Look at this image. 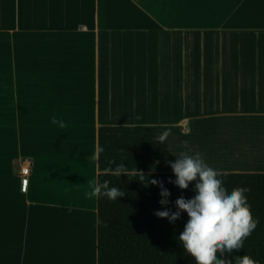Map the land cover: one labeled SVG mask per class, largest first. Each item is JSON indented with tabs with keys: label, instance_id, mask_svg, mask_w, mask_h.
Listing matches in <instances>:
<instances>
[{
	"label": "crops",
	"instance_id": "obj_1",
	"mask_svg": "<svg viewBox=\"0 0 264 264\" xmlns=\"http://www.w3.org/2000/svg\"><path fill=\"white\" fill-rule=\"evenodd\" d=\"M189 150L264 172V0H0V264H96L88 181Z\"/></svg>",
	"mask_w": 264,
	"mask_h": 264
},
{
	"label": "trees",
	"instance_id": "obj_2",
	"mask_svg": "<svg viewBox=\"0 0 264 264\" xmlns=\"http://www.w3.org/2000/svg\"><path fill=\"white\" fill-rule=\"evenodd\" d=\"M117 178L111 172H100L96 181L110 180V186L121 188L125 197L113 202L107 197L96 198V264H196L179 242L189 217L182 214L174 224L154 213L164 210L160 204V188L145 186L138 172H125ZM147 179L163 181L171 196L169 208L176 211L180 196L191 199L195 182L181 190L168 181L176 179L173 172H143ZM223 187L229 193L236 188L249 189L245 193L257 227L245 240L244 247L224 258L248 255L257 264H264V172H219Z\"/></svg>",
	"mask_w": 264,
	"mask_h": 264
},
{
	"label": "clouds",
	"instance_id": "obj_3",
	"mask_svg": "<svg viewBox=\"0 0 264 264\" xmlns=\"http://www.w3.org/2000/svg\"><path fill=\"white\" fill-rule=\"evenodd\" d=\"M140 119V117H137ZM51 124L59 128L67 125L63 118L53 116ZM127 126V124L125 125ZM171 135V131L166 129L156 138L163 144ZM184 147H188L184 141ZM101 149H97L90 159L98 162ZM159 164V161L156 162ZM176 179H169L170 184H174L181 190L189 189L190 184L195 182V195L191 199L180 196L175 201L176 211L169 208L171 196L170 191L164 187L163 181L157 179H147L139 172L138 179L145 185H153L160 188V204L164 210H157L154 214L160 219H167L170 223L180 220L182 214L187 213L189 217L185 224L184 231L178 239L185 252L191 255L196 264H233V260L224 258L225 254L231 255L240 251L244 247L245 240L257 227L250 205L245 193L246 188H236L229 193L223 187V180L218 178L220 173L208 166L202 153L189 151L181 152L176 157L174 163L169 162ZM111 175L120 178L125 173V165L119 164ZM90 191L86 193L89 199L107 197L110 201H117L125 197L126 193L119 187L110 186V180L102 183L96 180L88 181ZM71 212L72 209L68 208ZM234 264H257V261L248 255L234 257Z\"/></svg>",
	"mask_w": 264,
	"mask_h": 264
},
{
	"label": "built area",
	"instance_id": "obj_4",
	"mask_svg": "<svg viewBox=\"0 0 264 264\" xmlns=\"http://www.w3.org/2000/svg\"><path fill=\"white\" fill-rule=\"evenodd\" d=\"M29 164L30 163H29L28 160H24V161L21 162V165H20L19 171H18V173H19V175L21 177H27L28 176V174H29Z\"/></svg>",
	"mask_w": 264,
	"mask_h": 264
},
{
	"label": "bare ground",
	"instance_id": "obj_5",
	"mask_svg": "<svg viewBox=\"0 0 264 264\" xmlns=\"http://www.w3.org/2000/svg\"><path fill=\"white\" fill-rule=\"evenodd\" d=\"M202 145V144H201Z\"/></svg>",
	"mask_w": 264,
	"mask_h": 264
}]
</instances>
